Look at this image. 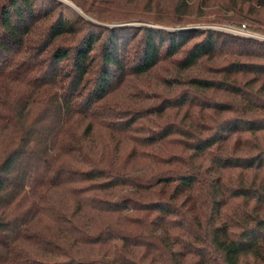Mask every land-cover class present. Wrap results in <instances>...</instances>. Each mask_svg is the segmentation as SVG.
<instances>
[{
  "label": "trees",
  "instance_id": "1",
  "mask_svg": "<svg viewBox=\"0 0 264 264\" xmlns=\"http://www.w3.org/2000/svg\"><path fill=\"white\" fill-rule=\"evenodd\" d=\"M189 1L147 0L149 16L136 6L125 25L86 29L39 0L1 6L0 264H264V219L250 218L264 209V40L126 24L179 27L171 9L204 6L264 33V0ZM168 61L167 94L102 105ZM236 199L252 208L240 231L225 214Z\"/></svg>",
  "mask_w": 264,
  "mask_h": 264
},
{
  "label": "rangeland",
  "instance_id": "2",
  "mask_svg": "<svg viewBox=\"0 0 264 264\" xmlns=\"http://www.w3.org/2000/svg\"><path fill=\"white\" fill-rule=\"evenodd\" d=\"M7 0H0V8L1 6L6 2ZM196 0L189 1V5L191 6ZM44 6L45 10L53 9L56 13L63 12L67 18L74 21V25L78 29H86L87 23H94V24H101L103 21L102 19H107L111 21V23H102L106 26H120L125 24H119L118 19H122L123 15L125 13L132 12L133 9L140 8L136 13L138 16H149L152 12L149 11V7L145 9L147 6V0H49V2H44L42 0H39L38 6ZM195 7V5H194ZM168 10L171 9V4L168 6ZM169 12V17H174L175 20H184L186 23L184 25H181L179 27H162L158 26L153 23H147L146 19H143L142 22L140 21H134L126 23L127 26H134V27H141V26H151V27H160V28H166L167 30H174L176 28H189V29H195V28H203V29H217V30H223L227 31L226 28L230 26L236 27V25H233L234 23H230V21H225V19H221L219 16H217L216 13H214L213 8H205L204 6H201L198 8V6L191 12L186 14H179L176 17L173 15V9ZM165 12V11H164ZM162 12L159 13V15L165 16L166 14ZM225 15L228 17L233 16V12L224 11ZM144 18V17H143ZM102 22H101V21ZM187 22H190L189 24ZM222 22V23H220ZM162 23L168 24V21L165 20ZM193 23V24H192ZM47 23H40L39 29L36 30L35 33V40L43 34V28L46 27ZM165 25V24H164ZM254 26V27H253ZM249 28V32L253 34H258L262 37H264V33L258 31L255 29V27H258L257 25H252ZM228 32V31H227ZM73 43V39H69L68 43ZM208 68L210 64L207 65ZM175 65L171 63V61L164 62L162 65L157 68L152 74L146 75L140 78H134L129 77L128 84L125 85V89L116 91L112 93L109 99H107L105 102H103V106L105 108H118L119 106H127L129 102L127 101V95L129 93L130 96L133 97H147L151 98L152 100L158 95V94H167L169 91H161L160 86L163 83L164 80H167L170 78L171 80L175 76ZM196 73V72H195ZM192 74V73H191ZM198 74V73H197ZM201 75H208L207 71H201ZM95 76V73H93L90 77V82L93 81ZM150 86L152 87V90H150ZM164 87H166L164 85ZM163 87V88H164ZM162 88V87H161ZM156 91V92H155ZM169 95V94H168ZM227 100L224 95L218 94V95H211L209 96V99L206 101H222ZM155 102V101H154ZM140 104V103H139ZM131 105V103L129 104ZM128 105V106H129ZM132 106V105H131ZM196 112V111H193ZM103 118H99L97 116L95 118V121H104ZM174 120V119H173ZM166 121V120H165ZM165 121H161V124ZM85 124V125H84ZM146 128L150 126V124H147L145 122L144 124ZM83 126H86V123L83 122ZM97 133H98V140L101 141L103 138H105V131L102 127L97 125ZM264 141V137L259 138V145L262 146ZM172 149V147H169ZM247 154V153H246ZM244 152H239L238 156H245ZM225 176L227 179H231L228 185H231L230 187L235 188L240 180L239 177L246 176V174L235 171V172H229L225 173ZM249 178H252L253 175H247ZM256 177L259 179V181H262V186H264V171L259 172L256 174ZM245 201H240L239 199L232 200L231 206L228 207L225 211L226 216H229L233 220V224L236 227L237 231L242 230L245 228V226L249 227L252 226V223H245L244 216L245 214H250L252 211L251 207L245 206ZM250 218L255 219H264V209L259 208L256 212L251 214ZM241 264H263L259 261H253L252 259H247L243 261Z\"/></svg>",
  "mask_w": 264,
  "mask_h": 264
},
{
  "label": "built area",
  "instance_id": "3",
  "mask_svg": "<svg viewBox=\"0 0 264 264\" xmlns=\"http://www.w3.org/2000/svg\"><path fill=\"white\" fill-rule=\"evenodd\" d=\"M226 30L228 32H231L234 34H239V35H243L246 37H252V38L264 40V37H262L258 34H253V33L249 32L248 28L245 25H242L240 27L230 26V27L226 28Z\"/></svg>",
  "mask_w": 264,
  "mask_h": 264
}]
</instances>
